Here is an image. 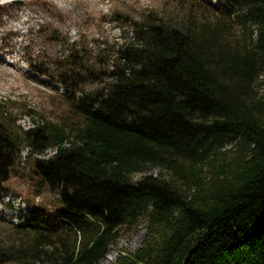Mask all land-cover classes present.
<instances>
[{
    "label": "trees",
    "instance_id": "1",
    "mask_svg": "<svg viewBox=\"0 0 264 264\" xmlns=\"http://www.w3.org/2000/svg\"><path fill=\"white\" fill-rule=\"evenodd\" d=\"M217 2L211 24L123 19L122 40L97 68L75 48L52 69L25 59L63 88L77 122L21 130L0 111V189L25 143L37 186L56 190L60 206L29 205L12 224L32 233V247H0V264H100L142 216L139 248L112 264H264V101L252 94L264 71V0ZM234 22L241 45L222 36Z\"/></svg>",
    "mask_w": 264,
    "mask_h": 264
},
{
    "label": "rangeland",
    "instance_id": "2",
    "mask_svg": "<svg viewBox=\"0 0 264 264\" xmlns=\"http://www.w3.org/2000/svg\"><path fill=\"white\" fill-rule=\"evenodd\" d=\"M217 0H2L0 2V111L5 121L16 129H28L46 121L51 127L66 130L77 120L68 110L63 88L48 76L32 70L25 59L52 69L72 48L78 49L87 62L97 68L101 57L106 63L116 43L122 40L128 25L123 19L140 20L153 16L191 24L213 23L219 17ZM223 34L231 43L247 41L239 23H230ZM100 56L97 55L98 51ZM97 83H86L84 89ZM255 99L264 101V71L252 88ZM11 118L15 119L12 122ZM20 160L4 183L7 194L0 189V247L31 248L33 235L16 228L20 207H43L48 211L60 208L56 190L37 186L39 177L31 172L29 149L21 144ZM226 149L231 150V145ZM47 149L43 157L53 153ZM41 157V156H37ZM26 159V160H25ZM158 171H152L157 174ZM145 173L135 174V179ZM14 197L11 202L7 195ZM145 217L136 224L122 226L100 264H112L117 254L134 252L145 235ZM50 250L51 246H46ZM33 256L34 250L29 253ZM108 255L111 256L108 258ZM43 257L42 255H39ZM11 264V263H8Z\"/></svg>",
    "mask_w": 264,
    "mask_h": 264
},
{
    "label": "bare ground",
    "instance_id": "3",
    "mask_svg": "<svg viewBox=\"0 0 264 264\" xmlns=\"http://www.w3.org/2000/svg\"><path fill=\"white\" fill-rule=\"evenodd\" d=\"M7 198L8 199H10L11 200V202H13V200H15V198L14 197H10V194H8L7 195ZM23 207H24V205H22L21 207H20V210H19V212H18V220H23V216H24V214L26 213V211H24V209H23ZM111 256H109L108 255V258H110Z\"/></svg>",
    "mask_w": 264,
    "mask_h": 264
},
{
    "label": "snow or ice",
    "instance_id": "4",
    "mask_svg": "<svg viewBox=\"0 0 264 264\" xmlns=\"http://www.w3.org/2000/svg\"><path fill=\"white\" fill-rule=\"evenodd\" d=\"M0 2H2V0H0Z\"/></svg>",
    "mask_w": 264,
    "mask_h": 264
}]
</instances>
